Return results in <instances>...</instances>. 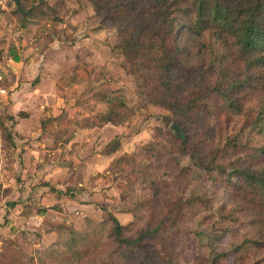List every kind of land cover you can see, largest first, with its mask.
<instances>
[{"label":"rangeland","instance_id":"obj_1","mask_svg":"<svg viewBox=\"0 0 264 264\" xmlns=\"http://www.w3.org/2000/svg\"><path fill=\"white\" fill-rule=\"evenodd\" d=\"M22 1L25 8L40 4L34 12L35 20L21 23L19 11L12 2L0 0L1 66L8 69V57L22 59L30 54L31 48L37 53L55 40V44L65 46L61 52L69 53L66 47L70 42L75 44L72 42L74 33L80 36L81 45L92 50V56L82 55L84 58L76 64L79 65L77 69L73 70L71 66L66 69L56 91L58 96L65 94L67 98L57 108L56 131H59L57 138L62 143H67L72 128L84 127L90 121L82 118L83 112L77 111L78 105L82 110L103 108L96 101L102 98L100 90L103 87L96 86L101 80H111L112 94L124 97L129 106L138 109V113L122 131V146L130 153L121 164L112 168L116 173H94L90 177L95 212L93 222L86 225L84 232L71 235L69 241L68 228L64 229L55 239L64 241V245L49 253L50 244H40L39 235H31V226L22 223L23 230L12 237L6 236L7 231L0 228V264H250L258 257L256 253L252 259L243 251L236 253L243 237L252 235L250 226L236 221L238 214L228 204L222 177L204 173L182 153L184 140L179 136L184 130L170 110L156 103V90L147 82H141L136 88L133 78L125 71L128 65L123 60L116 29L99 25L88 0ZM45 1H55L58 11L61 10L59 1L65 5L61 20L51 19L53 11L44 12L41 7ZM201 45L197 34L182 31L177 42L180 63L183 66L196 64L201 58ZM6 83L8 78L1 79L0 88ZM66 87L69 88L67 91ZM52 120L50 115L44 121L52 126ZM172 124L178 126V135L171 129ZM190 133L199 135L196 125ZM107 135L106 132L85 135L91 136L86 144L92 143L87 148L88 152L92 150V156L102 148ZM82 140L84 138L78 142ZM45 142L52 147L51 141ZM182 170H186L185 173ZM154 183L160 189L155 198L152 197ZM179 183L185 186L180 196L186 208L178 227L162 228L130 247L116 244L109 212L124 226L123 236L135 238L143 230L155 227L164 213L165 188L167 191L175 186L179 188ZM121 210L130 213H121ZM59 225L64 227L62 223ZM80 226L83 228L84 224Z\"/></svg>","mask_w":264,"mask_h":264},{"label":"trees","instance_id":"obj_2","mask_svg":"<svg viewBox=\"0 0 264 264\" xmlns=\"http://www.w3.org/2000/svg\"><path fill=\"white\" fill-rule=\"evenodd\" d=\"M88 1L99 25L116 29L121 54L128 65L125 71L136 88L141 82L151 84L157 92L156 103L170 110L180 123L184 130L179 136L184 140L182 153L204 173L222 177L228 204L238 214L236 221L249 225L252 232L243 237L236 253L243 251L251 259L256 253L258 257L250 264H264V0ZM59 2L60 11L56 10L55 1H45L41 7L44 12L53 11L51 19L55 21L65 13V5ZM20 3V22L35 20L34 12L40 4L25 8L24 1ZM182 31L200 37L201 58L194 65L180 63L177 42ZM83 54L78 51L73 70L79 67L76 64L84 58ZM110 83L111 80H101L96 84L103 87L102 98L96 101L105 104V109L88 110L94 112L92 123L97 127L130 125L138 109L129 106L124 97L113 95ZM4 119L0 116L1 125ZM195 125L198 136L190 133ZM121 138L113 137L102 154L117 150ZM127 155L114 158L105 171L116 173L112 168ZM179 185L170 191L165 188L163 215L155 227L143 230L135 238L124 237V226L109 212L116 244L130 247L162 228L178 227L186 208L180 196L185 186ZM158 191L154 183L152 197ZM45 212L44 208L37 211L40 215ZM92 222L85 218L84 227L79 229L58 225L57 232L68 228L70 241L71 235H80ZM5 223H0V228ZM62 245L64 241L57 239L48 252L53 253Z\"/></svg>","mask_w":264,"mask_h":264},{"label":"crops","instance_id":"obj_3","mask_svg":"<svg viewBox=\"0 0 264 264\" xmlns=\"http://www.w3.org/2000/svg\"><path fill=\"white\" fill-rule=\"evenodd\" d=\"M72 38L75 44L70 42L66 47L69 53L61 52L65 46L55 44V40L37 53L31 48L22 59L8 57V69L0 65V80L8 78L6 86L0 88V116L5 117L0 124V223H7L1 229L12 237L23 230L24 223L31 226L32 236L39 235L44 246L57 238L59 224L79 229L85 218L94 219L95 194L90 177L94 173L108 175L105 170L109 163L130 153L123 148L121 138L117 150L102 154L113 137H123L126 126L97 127L91 120L94 112L82 110L79 105L77 111H82V118L89 119V123L72 128L67 143L57 138V108L67 100L65 94H56L59 82L66 69L74 65L79 50H88L82 52L92 56V50L79 42V35L74 33ZM101 105L102 109L97 108L100 111L105 109V104ZM50 115L52 126L44 121ZM93 132L108 133L95 156L92 150L87 151L91 136H85ZM80 138L84 140L78 142ZM46 140L51 141L52 147ZM39 208L45 209L44 215L37 213Z\"/></svg>","mask_w":264,"mask_h":264},{"label":"water","instance_id":"obj_4","mask_svg":"<svg viewBox=\"0 0 264 264\" xmlns=\"http://www.w3.org/2000/svg\"><path fill=\"white\" fill-rule=\"evenodd\" d=\"M10 2H12V4L16 7L19 12L22 11L20 0H10ZM171 129L174 131L175 134H179V129L176 124H172Z\"/></svg>","mask_w":264,"mask_h":264}]
</instances>
